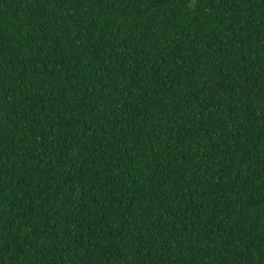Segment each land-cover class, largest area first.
Returning a JSON list of instances; mask_svg holds the SVG:
<instances>
[{
	"label": "trees",
	"instance_id": "1",
	"mask_svg": "<svg viewBox=\"0 0 264 264\" xmlns=\"http://www.w3.org/2000/svg\"><path fill=\"white\" fill-rule=\"evenodd\" d=\"M0 264H264V0H0Z\"/></svg>",
	"mask_w": 264,
	"mask_h": 264
}]
</instances>
